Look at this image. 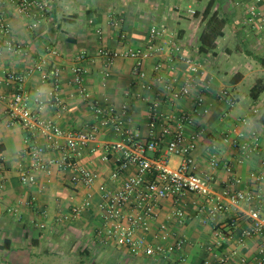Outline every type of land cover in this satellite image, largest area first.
Instances as JSON below:
<instances>
[{"label": "crops", "instance_id": "0c3cea01", "mask_svg": "<svg viewBox=\"0 0 264 264\" xmlns=\"http://www.w3.org/2000/svg\"><path fill=\"white\" fill-rule=\"evenodd\" d=\"M2 1L0 11L9 22L10 30L0 29V264H203L206 260L217 264L213 242L214 232L218 230L230 235L218 250L226 256L227 264H257L264 257V253H259V248H264V232L237 242V237L251 225L249 204L240 202L212 216L209 200L192 192H187L177 202L173 197L162 200L159 216L152 221L153 231L164 222L171 240H184L183 246L166 258L134 255L125 245L107 237L98 187L102 183L111 187L121 185L135 172V167L119 178H110L114 158L103 160L102 147L117 141L120 134L96 118L90 103L100 100L102 106H113L119 112L123 104H128L126 125L143 137L148 131L149 104L156 96L160 99L162 114L192 109L197 95L204 93L202 85L169 104L161 84L154 79L157 55L144 61L152 87H141L132 72L133 60L126 57L118 58L110 68V76L104 79V61L98 54L101 47H142L149 40L153 26L165 27L164 40L173 35L184 52L203 62L212 83L204 94L209 113L197 119L189 129H204L193 151L196 171L213 175L216 193H220L224 182L228 181L233 190L247 191L259 186L264 197V179L256 181L252 176V173L264 175V125L257 119L264 109V92L256 100L249 96V89L256 81L264 79V33L246 23L248 9L264 11V0H215L214 10L227 18L228 23L225 35L217 41L216 51L207 54L198 52L204 24L196 12L203 11L209 0H50L51 7L36 28L30 27V20L18 11L13 0ZM191 9L195 10L194 14L190 13ZM97 28L101 29V36L96 34ZM8 40L21 44L23 50H8ZM83 52L84 58L79 59ZM166 55L161 58L162 76L184 78L186 64L179 61L170 65ZM43 59L62 67L63 86L60 105L46 104L40 116L68 130L100 125L96 139L88 142L79 154L83 165L99 173L92 186L73 182L72 172L56 166H51L49 172L31 170L34 182L23 183L20 179L21 171L31 168L28 146L33 142L45 146L46 139L40 130L26 131L19 124H11L6 106L13 84H7L4 78L9 71L26 72L32 68L23 87L32 99L47 98L52 85L40 79L39 66L46 67L41 62ZM77 63L88 70L85 80L91 93L88 99L83 98L77 86L69 83L70 69ZM221 87H226L233 96V106L219 98ZM126 91L130 94L126 95ZM255 107L260 111L256 116L251 113ZM244 117L253 118L262 148L241 157L222 135L232 132L236 126L243 127L239 120ZM212 152L221 162L232 163L233 172L222 166H211ZM57 155L58 152L48 150L43 157ZM177 161L179 157H171V163ZM235 177H240L241 182H232ZM88 195H91L90 207L77 218L66 219L64 216L71 206L82 203ZM31 199H34L33 204H28ZM176 209L185 213L181 220L175 215Z\"/></svg>", "mask_w": 264, "mask_h": 264}, {"label": "built area", "instance_id": "2783aa9c", "mask_svg": "<svg viewBox=\"0 0 264 264\" xmlns=\"http://www.w3.org/2000/svg\"><path fill=\"white\" fill-rule=\"evenodd\" d=\"M18 11L30 20V27L36 28L46 12L51 7L50 0H13ZM2 3L3 1L0 0ZM195 13L194 9L190 10ZM248 26L264 33V11L256 8L248 9L246 18ZM0 29L9 32L10 24L4 19L0 11ZM101 29H96V34L101 36ZM165 27L153 26L150 30L149 40L142 47L109 48L101 47L98 54L103 58L104 79L110 76V68L118 58L126 57L133 60L132 72L142 88L152 87L148 81L147 70L144 66L146 58L152 55L159 56L154 65V79L162 86V93L166 96L169 104L192 93L199 85H202L204 93H199L192 109L183 112H160V99L156 96L149 104L148 131L143 137L140 133L132 131L126 125L125 114L128 104H123L121 112L113 106H102L100 100H92L90 107L96 118L112 130L120 134V138L112 143L103 145L102 159L114 158V165L110 173L111 179L121 177L131 167L135 172L128 175L121 185L108 186L106 183L99 185L101 201L99 207L103 214L105 235L111 237L127 247L134 255H146L154 258H166L170 253L183 246L184 240H171L167 224L159 223L153 231L152 221L159 216V206L162 200L173 197L176 202L187 192H192L205 197L211 203L210 213L215 216L218 212L230 207L237 206L240 202L249 204V217L251 225L242 231L237 237V242L242 243L247 237L264 232V197L259 186L244 191L233 190L231 184L226 181L220 193L214 191V177L210 173H200L195 169L196 161L193 155L200 137L204 133L203 128H195L189 131L197 119L206 115L210 107L205 102V92L211 89L212 83L206 73V68L195 56L184 52L182 45L177 42L173 35L167 40ZM165 43L169 44L166 48ZM6 48L10 51H22V45L8 40ZM168 51L167 55L166 52ZM171 64L183 62L187 66V74L184 78H164L162 70L163 56ZM84 58V52L79 59ZM46 67L39 66L40 79L49 81L52 92L47 98L36 96L32 99L24 89L23 84L32 71H9L4 81L13 84V90L7 101L6 113L11 124H19L26 131H36L44 135L46 145L31 143L28 146V154L31 159L30 169L20 173L23 183L35 181L31 170L50 171L51 166L61 170L72 172V181L81 182L86 186H92L99 178V173L83 165L79 161L80 150L90 141L95 140L100 133L99 124H93L85 129L68 130L59 124L46 120L40 116V112L46 104L60 105V90L63 86L62 67L50 64L45 59L41 60ZM87 68L82 63L73 65L70 69L69 83L77 86L83 98H90V91L85 85ZM126 95L130 91H126ZM218 96L230 106L235 104L233 96L226 87H221ZM252 115H259L257 107L252 109ZM239 125L232 132L226 131L222 137L234 149H237L241 157H246L262 148L261 137L257 128L253 126V118L244 117L239 120ZM264 149V146H263ZM58 152L57 156L45 159L46 151ZM151 152V155L149 154ZM179 157V161L171 163V157ZM241 161V158H240ZM2 157L0 155V164ZM210 164L213 167L222 166L232 173V163L220 161L215 152L210 156ZM256 181H262L264 175L252 173ZM232 182H241L240 177H235ZM1 191V185H0ZM91 195L80 204L71 206L66 219H75L91 205ZM34 199L28 204H33ZM14 210V209H9ZM175 215L181 220L185 213L182 209H176ZM44 227V223L40 224ZM149 234V235H148ZM150 236V238H148ZM230 235L226 231H215L214 242L217 264H227V258L219 252L224 240ZM103 239V238H102ZM212 246V247H213ZM210 247V249L212 248ZM259 253H264V248H259ZM203 264H211L206 260ZM257 264H264V257Z\"/></svg>", "mask_w": 264, "mask_h": 264}, {"label": "trees", "instance_id": "16d2710c", "mask_svg": "<svg viewBox=\"0 0 264 264\" xmlns=\"http://www.w3.org/2000/svg\"><path fill=\"white\" fill-rule=\"evenodd\" d=\"M215 3V0H209L203 11L196 12V15L201 17L204 24L199 35L198 52L200 54L216 51L218 39L225 35L224 28L228 20L217 14L214 10ZM262 92H264V79L260 78L249 89V96L251 99L256 100ZM257 119L264 125V109Z\"/></svg>", "mask_w": 264, "mask_h": 264}, {"label": "rangeland", "instance_id": "374dc122", "mask_svg": "<svg viewBox=\"0 0 264 264\" xmlns=\"http://www.w3.org/2000/svg\"><path fill=\"white\" fill-rule=\"evenodd\" d=\"M247 89H248V86H247Z\"/></svg>", "mask_w": 264, "mask_h": 264}]
</instances>
